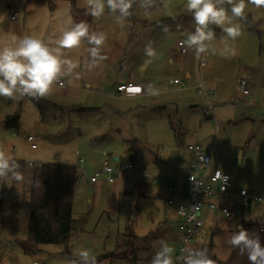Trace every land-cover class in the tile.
I'll use <instances>...</instances> for the list:
<instances>
[{
    "label": "rangeland",
    "instance_id": "rangeland-1",
    "mask_svg": "<svg viewBox=\"0 0 264 264\" xmlns=\"http://www.w3.org/2000/svg\"><path fill=\"white\" fill-rule=\"evenodd\" d=\"M49 1L52 6L0 0V47L12 46L13 37L28 34L50 43L73 26L71 2ZM74 3L78 9H87L86 0ZM186 3L154 0L147 11L134 3L132 15L122 23L105 7L102 16L93 17V32L106 35L100 49L104 59L94 68L87 67L92 45L82 41L78 48L65 50L66 58L78 61L79 67L72 76L61 77L63 86L58 81L45 97L39 98L48 104L43 111L29 97H0V149L15 162L77 166L81 156L97 164L105 151L112 161L114 157H119L121 163L132 161L140 173L131 182L120 178L115 185H92L88 183L90 173L79 175L68 252L62 245L45 244L32 255L25 254L18 243L28 240L32 168L25 166L19 171L21 182L0 179V264H71L78 259L74 255L78 249L89 250L96 264H151L161 241L175 253L177 242L172 234L178 218L167 204L166 187L154 186L150 176L186 177L190 144L214 152L212 169L228 173L231 191L246 190L264 197V6L248 4L245 16L234 21L240 25L235 41L225 43L221 40L222 30L209 26L216 37L208 44V54L204 53L207 63L215 64L216 51L228 55L219 60V80L207 79L202 72L215 117L204 112L205 95L190 87L170 93L167 86L151 97L150 104L146 98L118 96L117 87L132 74L136 80L142 74L153 78L166 65L171 69L167 75L176 76L178 69L172 63L178 62V43H185L188 34L195 31ZM15 13L14 21L11 16ZM69 17L72 25L66 23ZM131 32L134 38L129 41ZM148 44L156 50L155 58L145 56ZM173 49L176 51L170 63ZM245 49H251L248 63L240 57ZM149 59L151 62L146 63ZM250 64L254 65V80L244 74ZM75 73H79L78 79ZM244 77L250 81L249 97L237 86ZM14 114L20 116V128L6 129V117ZM29 135L34 136L36 149L27 141ZM257 209L261 206H254L252 213ZM131 216L135 217L133 236L137 239L123 235ZM202 218L207 226L201 250L210 249L213 261H226L231 253L226 241L235 231L234 223L214 219L207 209ZM162 225L168 227L165 232ZM162 233L165 239L160 240L158 235ZM117 242L125 243L119 251L115 250Z\"/></svg>",
    "mask_w": 264,
    "mask_h": 264
},
{
    "label": "clouds",
    "instance_id": "clouds-1",
    "mask_svg": "<svg viewBox=\"0 0 264 264\" xmlns=\"http://www.w3.org/2000/svg\"><path fill=\"white\" fill-rule=\"evenodd\" d=\"M134 3L147 11L154 0H86V7L94 18L102 16L107 7L117 22L122 23L132 15L130 9ZM248 4L261 7L264 6V0H187L186 10L192 15L195 31L188 34L185 43L197 57L205 53L209 42L216 37L210 25L222 30L224 35L221 40L225 43L229 40L235 41L240 35V25L234 21L245 16ZM226 6L230 7V15L229 7ZM66 23L72 25L71 17ZM82 40L92 45L88 49L91 61L87 65L91 70L98 61L104 59L100 55V49L106 41V35L90 33L86 23L81 22L65 28L50 43L33 36L13 37L12 46L0 47V97L12 100L18 97H45L61 77L72 76L79 67L78 61L66 58L65 50L78 48ZM144 51L148 58H155L157 55L151 44L146 45ZM150 62V59L146 61ZM75 75L78 79L79 73ZM148 93L155 95L158 90L148 86ZM18 168L19 165L0 149V179L21 182L23 175ZM226 242L231 247L238 248L241 254L247 252L250 264H264V246L261 245L259 237L250 235L242 226ZM173 253L174 250L161 241L160 250L153 256L151 264H174ZM74 255L78 259L72 260L71 264H96L95 257L87 249H78ZM183 260L184 264H215L209 258L207 250H189Z\"/></svg>",
    "mask_w": 264,
    "mask_h": 264
},
{
    "label": "built area",
    "instance_id": "built-area-1",
    "mask_svg": "<svg viewBox=\"0 0 264 264\" xmlns=\"http://www.w3.org/2000/svg\"><path fill=\"white\" fill-rule=\"evenodd\" d=\"M15 13L11 19L15 20ZM179 53L186 55L189 47L186 43L180 41L178 43ZM206 62L202 58V54L197 57L196 74L198 84L196 88L206 97L207 108L205 113L213 114L214 106L208 97L207 91L204 89L203 78L200 76V68L204 67ZM174 84L184 86L181 80L175 79ZM59 86H63L61 81ZM239 87L243 95L248 96L249 90L247 82L244 79L239 81ZM139 88L129 82L121 84L117 87V92L120 98L134 97L141 94V89L138 92L130 91V89ZM27 141L31 143L32 149H36L34 144L35 138L32 135L27 136ZM187 150L191 154V161L188 167V174L184 179L179 180L173 176H150L154 186L163 185L168 193L167 204L175 207L178 222L176 224L177 249L174 253V264H184L183 258L188 254L189 250H201V241L203 232L207 226V222L202 218V213L205 209L210 211L215 219H225L228 222L236 223L237 230L242 226L254 225L261 230L264 229V197L246 190L231 191L232 182L228 173L223 171H213L212 150L205 149L200 144H190ZM102 163L98 167L92 168V174L89 178L91 184L105 182L114 184L120 177H123L126 182H131L138 174H140L135 164L132 161L125 163L113 164L109 155L103 151ZM27 166H33L28 163ZM78 176L86 170L85 158L79 157V166L77 167ZM219 200V201H216ZM254 206H261V209L255 210L252 213Z\"/></svg>",
    "mask_w": 264,
    "mask_h": 264
},
{
    "label": "trees",
    "instance_id": "trees-1",
    "mask_svg": "<svg viewBox=\"0 0 264 264\" xmlns=\"http://www.w3.org/2000/svg\"><path fill=\"white\" fill-rule=\"evenodd\" d=\"M35 2L38 5L49 4V0H27V4ZM71 2V16L74 24L86 23L89 32H93V17L87 9H78L75 0ZM181 19H178L180 21ZM131 32L129 41L133 40ZM87 42L86 40H82ZM43 111L48 107L39 98L29 97ZM20 117L18 114L7 116L4 126L6 129H19ZM18 171H22L26 164L16 162ZM78 170L76 166L63 164H36L32 173V186L28 211V240L18 242L25 254L32 255L38 252L39 247L45 244L62 245L68 252L70 238L72 235L73 212L72 206L78 182ZM135 217L131 216L126 227L128 238L137 239L133 236ZM250 235L258 236L261 245L264 246V229L257 226H244ZM167 229L163 230L165 232ZM159 239H165L164 233L158 235ZM122 245V246H121ZM125 243L117 242V251L121 250ZM211 258V250L207 251ZM113 255V254H111ZM105 258V257H104ZM215 264H250L247 252L241 254L238 248L231 247L230 256L226 261H214Z\"/></svg>",
    "mask_w": 264,
    "mask_h": 264
},
{
    "label": "crops",
    "instance_id": "crops-1",
    "mask_svg": "<svg viewBox=\"0 0 264 264\" xmlns=\"http://www.w3.org/2000/svg\"><path fill=\"white\" fill-rule=\"evenodd\" d=\"M70 1V0H69ZM13 16V15H12ZM11 16V17H12ZM188 16H183V18L185 19V18H187ZM183 18H181V20L183 19ZM180 20V21H181ZM15 21V20H14ZM246 22V21H245ZM93 30H94V23H93ZM250 32H253L252 30H250ZM130 35H131V33H130ZM174 51H176V49H173L172 51H171V53H170V55H169V57L171 58V60H170V63H172L173 62V59H172V56H173V53H174ZM177 51H178V54H177V56H178V62L176 63V64H173L172 63V65L173 66H177V69H178V73L176 74V76H173V77H170V75L168 76L167 74H168V71H170L171 69H170V66L169 67H166V65L165 66H163L162 67V70L160 71V72H157L158 73V75L157 76H155V77H153V78H150L149 76H146L145 74H142V76L140 77V80L139 79H137L136 80V77H135V75L134 74H132L128 79V81L127 82H121L119 85H121V84H126V83H129V82H131V83H133L134 85H136L137 87H139L140 89H141V94L140 95H138V96H135L134 98H130V99H135V98H141L142 97V99H147V103H151V97L152 96H154V95H151V94H149L148 93V86H152V87H154L155 89H157V90H159L158 91V93H160L161 92V90L162 89H165L167 86H168V92H170V93H178V92H183V91H186V90H188V88L187 89H183L182 88V86L181 85H177V84H174V83H172V80L173 79H181V81H182V83L184 84V86H186V87H190V88H193V89H196V90H198L197 88H196V85L198 84V79H197V74H196V64H197V56L195 55V53H194V51L191 49V50H189L188 51V53L189 54H191L190 55V57H187L186 55L188 54H186V55H181L180 53H179V48L177 49ZM250 52H251V49H249V50H247V49H245L244 51H240V57L241 56H244L245 57V61H246V59H248V57L250 56ZM207 53V52H206ZM208 54V53H207ZM208 56V55H207ZM225 56H228L227 54H225L223 51H222V54L220 53V52H218V51H216V52H214V54H213V58H216V59H214V62H215V64H213L212 63V66H209V63H207V60H206V58L204 57V53L202 54V58L204 59V61L206 62V65L204 66V67H202V68H200V76L202 77V72L205 74V77L207 78V79H215V80H219L220 79V77L218 76L219 75V73H220V70H221V68H220V65H221V63L219 62V60H220V58H222V57H225ZM234 58H236L237 59V56H233ZM209 58H211V56L209 55ZM259 61H261V56H260V58H259ZM247 62V61H246ZM239 63H240V61H239ZM248 63V62H247ZM253 66L254 65H248L247 66V70H245V72H244V74L246 75V77L249 79V80H254L253 79V76H254V72H253ZM170 69V70H169ZM164 72V73H161V72ZM144 72H146L145 70H144ZM148 72H151V68L149 67L148 68ZM148 72H146V73H148ZM171 72V71H170ZM161 73V74H160ZM213 77V78H212ZM247 78H242V79H245L246 80V82H247V87H248V84H249V82L250 81H248V79ZM167 80H169V82H168V85L166 84L165 85V81H167ZM157 81V82H156ZM239 81H240V79H239ZM239 81H238V83H237V86H238V88L240 89V87H239ZM253 82V81H252ZM189 88V89H190ZM248 90H249V87H248ZM241 91V90H240ZM118 93V92H117ZM208 93V92H207ZM249 95H250V90H249ZM249 95H248V97H249ZM118 96H119V94H118ZM245 96V95H244ZM247 97V96H246ZM154 105H156V104H154ZM160 105V104H159ZM204 112H205V109H204ZM20 117V116H19ZM213 117H215V111H214V116ZM21 122V121H20ZM21 125V124H20ZM31 144V143H30ZM32 145V144H31ZM32 148V147H31ZM206 149V148H205ZM190 153V152H189ZM78 154V153H77ZM191 155V154H190ZM80 157V156H79ZM118 162H115L114 161V158H113V161L115 162V163H121V160H120V158L118 157ZM213 159H214V157H213ZM190 161H191V158H190ZM190 161H189V163H190ZM29 163H31V162H29ZM78 163H79V158H78ZM102 163V161L101 162H99V163H97V164H95V163H92V161L89 159V161L88 162H86L85 161V167H86V170H84L83 172H82V174H83V176L82 177H84V175L85 174H87V172L88 173H90V176H91V174H92V168H94V167H98V165L100 166V164ZM33 165H35L36 166V164H34V163H32ZM28 165V163H26V166ZM79 165V164H78ZM78 165L76 166V167H78ZM28 167H30V168H32V172H33V170H34V168L35 167H33V166H28ZM188 167H189V164H188ZM90 176H89V178H90ZM166 176H169V175H166ZM174 177V176H173ZM89 178H88V183H90V181H89ZM120 178H122L124 181H125V179L123 178V177H120ZM120 178L114 183V184H112V185H115V184H117L118 182H119V180H120ZM177 179H179V180H182V179H184V177H181V178H178V177H176ZM77 184H78V182H77ZM91 184V183H90ZM98 184H107V183H105V182H101V183H98ZM98 184H92V185H98ZM165 191L167 192V190L165 189ZM167 194V193H166ZM74 202V201H73ZM169 206V205H168ZM170 207H173V206H170ZM174 208V211H175V215H176V210H175V207H173ZM260 211V210H259ZM234 225H235V231H236V229H237V225H236V223H234ZM168 227L166 226V225H162L161 226V229H162V231L163 230H165V229H167ZM160 229V228H159ZM216 229H218L219 230V228L218 227H216ZM234 232V231H233ZM172 236L175 238L174 240H176V242H177V238H178V234H177V232L175 231L174 232V234H172ZM173 241V240H172Z\"/></svg>",
    "mask_w": 264,
    "mask_h": 264
},
{
    "label": "water",
    "instance_id": "water-1",
    "mask_svg": "<svg viewBox=\"0 0 264 264\" xmlns=\"http://www.w3.org/2000/svg\"><path fill=\"white\" fill-rule=\"evenodd\" d=\"M28 36H30V35L28 34ZM118 160H119L118 157H114L115 162H118Z\"/></svg>",
    "mask_w": 264,
    "mask_h": 264
},
{
    "label": "snow or ice",
    "instance_id": "snow-or-ice-1",
    "mask_svg": "<svg viewBox=\"0 0 264 264\" xmlns=\"http://www.w3.org/2000/svg\"><path fill=\"white\" fill-rule=\"evenodd\" d=\"M130 91H133V92H134V91H139V89H130Z\"/></svg>",
    "mask_w": 264,
    "mask_h": 264
}]
</instances>
